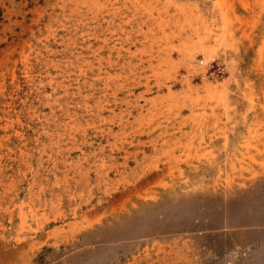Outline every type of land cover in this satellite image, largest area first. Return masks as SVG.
<instances>
[{
  "label": "rangeland",
  "instance_id": "obj_1",
  "mask_svg": "<svg viewBox=\"0 0 264 264\" xmlns=\"http://www.w3.org/2000/svg\"><path fill=\"white\" fill-rule=\"evenodd\" d=\"M0 264H264V0H0Z\"/></svg>",
  "mask_w": 264,
  "mask_h": 264
}]
</instances>
